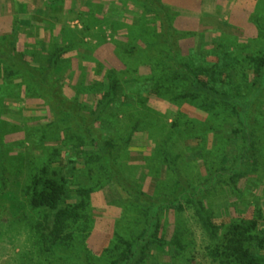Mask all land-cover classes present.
Masks as SVG:
<instances>
[{
  "label": "trees",
  "instance_id": "1",
  "mask_svg": "<svg viewBox=\"0 0 264 264\" xmlns=\"http://www.w3.org/2000/svg\"><path fill=\"white\" fill-rule=\"evenodd\" d=\"M46 1L53 7L61 0ZM121 1L142 8V17L126 23L125 41L115 42V53L122 55V63L106 69L95 109L83 104L81 91L70 97L51 78V71H57L68 56L67 49L56 44L45 67L40 68L18 53L16 31L0 39L5 77L17 76L27 83L33 97L41 99L51 114L50 122L40 128L41 137L31 140L33 149H43L41 145L50 138L54 143L43 154L32 155V161L40 160L41 164L32 172L22 200L13 190L3 188L4 168L0 166V198L5 197L10 206L2 207L0 231L27 221L30 211L28 229L35 249L23 256L26 264L62 261L74 245L76 231L89 228L92 193L114 184L124 193L121 206L136 214L127 217L126 230L124 226L116 228L111 245L104 251L108 264H173L158 260V253L171 251L170 260L182 256L189 227L177 225L176 220L187 211L210 240L217 241L222 235L213 249L219 264H264V209L254 208L246 215L233 208L239 214L226 221L224 213L217 216L210 201L223 192L231 198L243 195L246 180L261 169L264 160V14L251 17L242 27V35L210 36L185 50L183 42L191 34L177 28V14L162 0ZM93 3L98 2L87 0L86 4L90 7ZM3 42L10 49L4 50ZM3 81L5 85V79L0 84ZM151 98L191 105L207 114L208 120L181 112L168 126L138 114L118 146L112 134L119 120L117 114H109L112 105L118 112L129 107L127 102L133 101L139 108ZM155 128L163 139L158 147L168 181L167 188L157 186L147 193L126 174L120 158L136 132L148 133ZM195 129L203 133L191 135ZM50 131L52 137L48 136ZM185 131L197 142L204 162V176L196 181L178 167L184 162L186 147L175 134ZM210 134L215 143L212 148L208 147ZM227 143L235 149L232 154L226 152ZM7 211L10 216L4 219ZM169 214L176 216L174 223L166 220ZM81 223L87 227L81 229ZM84 254L85 264L96 262L88 251ZM185 263L199 264L194 259Z\"/></svg>",
  "mask_w": 264,
  "mask_h": 264
},
{
  "label": "rangeland",
  "instance_id": "2",
  "mask_svg": "<svg viewBox=\"0 0 264 264\" xmlns=\"http://www.w3.org/2000/svg\"><path fill=\"white\" fill-rule=\"evenodd\" d=\"M94 1L98 3L90 4V7L86 4L87 0H61L56 6L49 7L46 0H0L1 41L4 37H11L12 32L16 31L18 53L25 55L33 64L36 62V66L40 68L45 67L46 58L56 44L67 49L68 56L62 59L57 71H51V78L61 84L70 97H76L78 91H81L83 104L92 109L96 108L100 99L97 91L106 69L116 68L122 63V55L115 53V42L125 41L128 30L124 25L142 17L143 12L142 8L132 2ZM162 1L177 14V28L183 33L191 34V37L183 42L185 50L194 47L197 40L198 43L209 40L210 36L242 35V24L251 21V17L264 14V0ZM237 9L248 11V16L242 12L231 16ZM107 13L111 20L106 17ZM111 36L114 38L111 39ZM3 43L4 50L10 49L8 43ZM5 75V70L0 64V80L7 81L5 85L4 81L0 84V166L4 168L3 188L7 191L13 190L17 199L22 200L32 172L39 169L41 164L40 160L33 162L32 155L43 154L45 149L54 144L50 138L49 142L41 145L43 149L40 147L35 150L31 142L36 135L41 137L40 128L50 122L51 114L41 99L33 97L27 83L17 76L7 79ZM132 103L127 102L129 107H122L118 112L112 110L115 109L112 105L109 112L118 115L119 121L112 134L118 146L138 114H144L145 118H152L153 121L161 120V123L168 126L175 122L181 112L202 119L203 122L208 120L207 114L199 109L188 104L175 105L167 98H151L139 108ZM182 121L185 122V119ZM147 124L149 125V122ZM158 125L157 123L156 128ZM156 128L148 133L143 130L136 132L120 158V165L126 174L147 193H152L157 186L167 188L168 181V172L162 167V150L158 147L163 139ZM201 133L202 130L195 129L191 135ZM189 134L187 131L175 134L177 140H183L180 144L186 147L183 152L184 162L178 163V167L190 180L196 181L200 176H204V162L201 160L197 142L189 139ZM48 136L52 137L51 131ZM213 138V134L208 136L210 148L215 144ZM223 148L221 149L224 150ZM225 149L230 154L235 150L234 147H229L228 143ZM260 163L261 169L254 171L246 180V192L243 195L231 198L227 192H223L210 199L217 216L224 213L223 218L230 221L232 215L239 214L234 212L235 208L246 215H250V210L254 211V208L264 209V160ZM123 197L124 193L114 184L92 193L91 205L88 208L89 228L81 223V229L86 228L87 231H76V240L71 251L67 252L62 261L51 260L48 263L85 264L84 253L88 251L96 258L94 264H108L104 251L111 245L116 228L124 226L122 228L126 230L127 217H131L129 214H136L131 210L126 212L121 206ZM2 207L10 208L5 197L0 198V213ZM27 213V221L0 231V264H26L28 260L23 256L35 249L28 229L31 212ZM8 216L9 211L4 219ZM166 220L174 223L176 216L169 214ZM176 222L177 225L184 223L189 227L185 236L187 247L182 256L173 260H170L171 251L159 252L158 260L186 264L185 261L194 259V263L219 264L214 258L213 249L222 240V235L217 241L210 240L192 219L189 211Z\"/></svg>",
  "mask_w": 264,
  "mask_h": 264
},
{
  "label": "crops",
  "instance_id": "3",
  "mask_svg": "<svg viewBox=\"0 0 264 264\" xmlns=\"http://www.w3.org/2000/svg\"><path fill=\"white\" fill-rule=\"evenodd\" d=\"M241 12L248 16V14H247L248 11H243V10L241 11L240 9H237V10L233 11V13H231V14H232V16H235L236 14L241 13ZM244 14H243V15H244ZM243 18H244V16H243ZM242 22H243V21H242ZM246 24H247V23H246ZM246 24H244V25L242 24V27H244Z\"/></svg>",
  "mask_w": 264,
  "mask_h": 264
}]
</instances>
